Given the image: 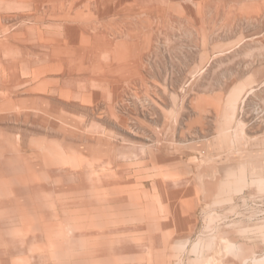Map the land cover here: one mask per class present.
<instances>
[{
  "label": "rangeland",
  "instance_id": "1",
  "mask_svg": "<svg viewBox=\"0 0 264 264\" xmlns=\"http://www.w3.org/2000/svg\"><path fill=\"white\" fill-rule=\"evenodd\" d=\"M0 264H264V0H0Z\"/></svg>",
  "mask_w": 264,
  "mask_h": 264
}]
</instances>
